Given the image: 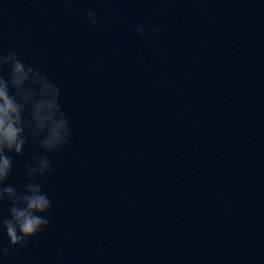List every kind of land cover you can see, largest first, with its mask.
Listing matches in <instances>:
<instances>
[{
  "label": "clouds",
  "instance_id": "obj_1",
  "mask_svg": "<svg viewBox=\"0 0 264 264\" xmlns=\"http://www.w3.org/2000/svg\"><path fill=\"white\" fill-rule=\"evenodd\" d=\"M89 21L96 26L94 12H87ZM136 31L143 36L145 28L137 25ZM9 66L8 77L0 75V203L5 198L11 204L9 217H0V230L6 231L9 245H25L30 237L46 229L50 220L48 212L52 202L37 183H28L23 192L12 186H4L12 169L9 153L21 155L27 138L25 130L33 139L40 136V147L46 152H54L68 142L70 131L68 121L60 111L59 90L41 77L30 66H25L14 53L0 56V71ZM39 85V99L35 91H26L29 85ZM30 107V119H24V112ZM35 168H29L27 176L34 180L50 169L46 156L33 157ZM7 254L8 248L2 249Z\"/></svg>",
  "mask_w": 264,
  "mask_h": 264
}]
</instances>
